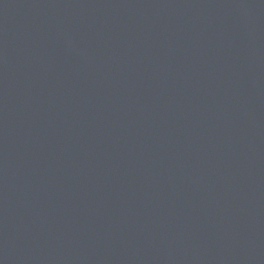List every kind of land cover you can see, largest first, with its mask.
<instances>
[{
  "label": "water",
  "instance_id": "95a60500",
  "mask_svg": "<svg viewBox=\"0 0 264 264\" xmlns=\"http://www.w3.org/2000/svg\"><path fill=\"white\" fill-rule=\"evenodd\" d=\"M0 264H264V0H0Z\"/></svg>",
  "mask_w": 264,
  "mask_h": 264
}]
</instances>
